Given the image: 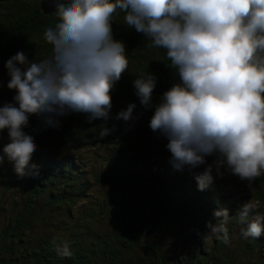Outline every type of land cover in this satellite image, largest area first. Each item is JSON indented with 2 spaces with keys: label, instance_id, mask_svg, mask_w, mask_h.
Returning <instances> with one entry per match:
<instances>
[{
  "label": "trees",
  "instance_id": "trees-1",
  "mask_svg": "<svg viewBox=\"0 0 264 264\" xmlns=\"http://www.w3.org/2000/svg\"><path fill=\"white\" fill-rule=\"evenodd\" d=\"M44 1L0 0V106L13 102L15 95V90L7 87L10 77L6 62L18 51L36 61L51 53L44 32L54 27L59 17L57 10L43 11ZM112 32L115 39L125 44L128 70L111 90L109 121H89L86 113L68 112L56 117L59 126L52 127L45 125L42 116L30 115L23 131L34 137L36 149L22 175L16 172L15 161L3 151L9 142L7 130L0 133V190L4 199L0 202V264H236V244L259 253L263 260L264 235L245 237L241 232L242 240L231 242L235 228H247L239 215L248 204L242 201L234 208L219 181H212L201 190L194 170H205L212 164L211 173L229 172L232 186L255 187V199L264 202V169L255 180L242 181L226 164L217 168L214 162L218 156L214 153L194 169L182 165L176 173L167 169L169 174L165 176L157 172L145 178L127 179L112 171L111 166L121 165L123 171L130 173L144 153L172 160L166 147L167 137L152 131L149 124L163 93L179 82L166 50L152 46L148 37L124 24L122 15L114 18ZM148 73L156 77V86L152 104L146 108L136 95L133 81ZM132 103V119L117 120L116 114ZM136 116L138 119L133 121ZM113 125L111 134L101 138L100 131ZM96 146L112 152H101L104 169L90 172L83 153H96L92 149ZM5 161L9 162L7 167ZM95 184L144 187L154 195L147 190L143 194L145 204L136 208L128 198L110 191L97 207L89 205L75 216L78 202L92 194ZM17 192H23L21 198ZM251 214L250 209L249 221L255 219ZM52 217L61 221L73 219L68 235L40 227ZM190 217L194 218L191 224ZM98 218L110 219L113 227L96 233L93 222ZM223 222L227 242L224 231L219 238L212 236V228ZM176 232L182 240L192 239L193 248L182 252L170 247L168 242L178 235ZM65 245L70 255L63 254Z\"/></svg>",
  "mask_w": 264,
  "mask_h": 264
},
{
  "label": "clouds",
  "instance_id": "clouds-1",
  "mask_svg": "<svg viewBox=\"0 0 264 264\" xmlns=\"http://www.w3.org/2000/svg\"><path fill=\"white\" fill-rule=\"evenodd\" d=\"M56 7L58 22L44 32L50 55L36 61L18 51L5 65L7 87L15 95L0 106V133L7 130L3 151L18 174L36 149L34 137L23 131L30 115L42 116L52 127L68 112L86 113L89 121L110 120L111 90L128 70L125 44L112 32L114 18L122 15L124 24L166 50L178 74L179 82L163 93L149 124L167 137L174 166L195 167L215 153L216 167L226 164L242 181L260 176L264 0H69ZM133 85L141 104L150 107L156 77L141 75ZM134 108L129 104L115 118L131 120ZM114 128H103L101 138ZM212 167L196 178L201 190L212 182ZM249 211L243 207L239 220L247 223L243 235L256 238L264 234V223L260 217L249 221ZM63 254L70 255L67 245Z\"/></svg>",
  "mask_w": 264,
  "mask_h": 264
},
{
  "label": "rangeland",
  "instance_id": "rangeland-1",
  "mask_svg": "<svg viewBox=\"0 0 264 264\" xmlns=\"http://www.w3.org/2000/svg\"><path fill=\"white\" fill-rule=\"evenodd\" d=\"M137 116L133 117V121L137 120ZM95 150L96 153L93 152V150H89L83 153V156H85L87 160V166L89 168L90 172L96 171L97 169L103 170L105 162L101 159V152H105L110 155L112 152L111 149H104L101 146H96L92 148ZM35 151L32 154V158L34 157ZM106 154V155H107ZM31 159V158H30ZM100 162L101 165H97ZM8 161L4 162V166L7 167ZM195 167L190 165V169H194ZM111 169L116 174L123 176L127 179H134V178H145L146 176L159 172L161 176L168 175L167 169H172L174 173L179 170L178 167L174 166V163L172 160L167 159L166 157L156 156L154 153H144L142 157L138 160L137 164L133 168V170L130 173H126L123 171L121 165H113L111 166ZM205 170L204 169H196L194 170V178L196 180L197 176L202 174ZM212 174V181L214 182H220L223 186L222 189L225 191L226 196L229 198V203L231 205H234L235 207H238L239 202H246L249 206V208L252 210V216L254 218L260 217L262 223H264V202L257 201L255 199L256 192L255 187L247 186V185H238V186H232V183L230 181L231 174L229 172L225 173H211ZM225 183V184H224ZM147 190L144 187H135L132 185L129 186H118V187H112L109 184L104 185H98L95 184L93 190L91 191L92 194H89L86 198L80 200L77 204L78 212H75V216L77 214H80L83 209H85L87 206H94L97 207L99 202H102L108 195L110 191L115 192L119 194V196H124L125 198H128L132 201L134 207H140L143 206L144 199L143 194H147ZM150 195H154V192L148 190ZM16 195H20L18 198H21L23 195V192L21 194L19 192L16 193ZM2 190H0V202H2L4 199L2 198ZM143 201V202H142ZM135 214L137 209H134ZM74 216V217H75ZM58 219V218H57ZM56 218H49L47 219V222L41 223L40 227L42 228L44 226H47L50 229L56 230V232H64L66 235H68L70 225H72L73 219H66L65 221H61L60 219L57 220ZM135 219V217H134ZM194 221L193 217H190L188 219V222L191 224ZM68 222V223H67ZM137 222V221H136ZM225 222L222 224H219L218 227H216V231H213L212 236L213 238H219L221 237L222 229L225 227ZM79 224V221H78ZM96 233L97 231L103 233L107 231L109 228L113 227L112 222L108 218H98L94 220L93 222ZM229 224V222H227ZM182 227L178 228L177 230L180 232ZM238 228V227H237ZM235 228L233 231V239H231V242L233 244L238 243V241L242 240V234L243 229L241 228L237 229ZM176 230V231H177ZM178 234V232H176ZM64 235V234H62ZM264 235V234H262ZM236 241V243H235ZM170 247L173 249H177V251L187 252L188 250L193 248L194 242L192 239L186 237V239L182 240L180 235L178 234L176 237H173L169 242ZM237 247L236 251V264H256L260 261L262 263L264 262V259L259 258V253L245 250L244 246L240 245H234Z\"/></svg>",
  "mask_w": 264,
  "mask_h": 264
},
{
  "label": "water",
  "instance_id": "water-1",
  "mask_svg": "<svg viewBox=\"0 0 264 264\" xmlns=\"http://www.w3.org/2000/svg\"><path fill=\"white\" fill-rule=\"evenodd\" d=\"M69 0H46L42 3V9L45 13H51L57 10L58 3H68Z\"/></svg>",
  "mask_w": 264,
  "mask_h": 264
}]
</instances>
